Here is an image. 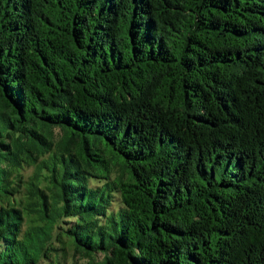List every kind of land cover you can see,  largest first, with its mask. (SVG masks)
Returning a JSON list of instances; mask_svg holds the SVG:
<instances>
[{"label": "trees", "instance_id": "16d2710c", "mask_svg": "<svg viewBox=\"0 0 264 264\" xmlns=\"http://www.w3.org/2000/svg\"><path fill=\"white\" fill-rule=\"evenodd\" d=\"M69 248L264 264V0H0V264Z\"/></svg>", "mask_w": 264, "mask_h": 264}, {"label": "rangeland", "instance_id": "374dc122", "mask_svg": "<svg viewBox=\"0 0 264 264\" xmlns=\"http://www.w3.org/2000/svg\"><path fill=\"white\" fill-rule=\"evenodd\" d=\"M30 173H31V171H29L28 173H25L24 175H28ZM74 254H75L74 250L69 248L64 264H74L75 263ZM85 263H86V261L82 260V259H79L77 262V264H85Z\"/></svg>", "mask_w": 264, "mask_h": 264}]
</instances>
